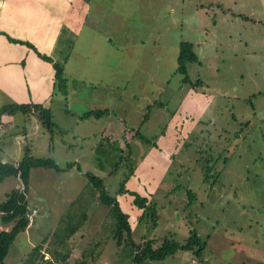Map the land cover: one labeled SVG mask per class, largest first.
<instances>
[{"label": "rangeland", "instance_id": "obj_1", "mask_svg": "<svg viewBox=\"0 0 264 264\" xmlns=\"http://www.w3.org/2000/svg\"><path fill=\"white\" fill-rule=\"evenodd\" d=\"M12 1L6 13L23 5L35 16L48 12L40 0ZM68 2L49 52L63 68L67 95L55 82L52 99L40 102L64 133L51 138L32 112L0 123V161L17 163L28 147L61 168H32L28 185L12 176L0 181V201L17 190L33 214L4 264H23L42 239L45 257L55 246L62 251L52 234L69 226L77 230L67 240L68 264H80L82 252L87 264H132L131 241L183 243L195 232L205 241L198 259L178 248L151 264H264V0ZM181 42L198 57L187 83L175 71ZM3 74L0 106L34 102L35 84L4 83ZM193 92L206 103L187 106ZM91 110L106 112L84 118ZM162 137L165 150H157L152 144L160 147ZM91 174L129 219L133 191L157 217L132 223L130 241L123 232L117 244L111 206Z\"/></svg>", "mask_w": 264, "mask_h": 264}, {"label": "trees", "instance_id": "obj_2", "mask_svg": "<svg viewBox=\"0 0 264 264\" xmlns=\"http://www.w3.org/2000/svg\"><path fill=\"white\" fill-rule=\"evenodd\" d=\"M2 33V32H1ZM8 40L15 43L25 44L27 47L33 49L36 54L43 60L49 61L54 68V84L58 83V90L63 95H67V78L63 74V68L60 66L59 62L54 61L51 57L38 53L35 50L34 46L26 41L18 40L12 37L7 36ZM198 61L197 54L193 48V44L190 42H181L178 46V54L176 59V69L175 71L182 75V82H190L187 66L190 63H195ZM193 83V82H192ZM198 83V81H197ZM196 83V85H197ZM193 88V87H192ZM32 109V110H31ZM15 112H21L24 114L31 113L37 116L41 126L48 131L50 137L52 138L54 133H64L63 129L58 125L54 124L53 116L49 107L44 106L42 103H30L27 104H5L0 106V123L4 115L13 114ZM104 110H91L84 114V118L89 117V113L92 116L98 117ZM147 115H145L146 118ZM138 134V131L136 132ZM50 138V139H51ZM141 139L145 140L140 136ZM153 147H157L155 143L152 144ZM34 167H49L53 168L55 171H60L61 168L55 163L51 158H40L34 157L29 154V148L26 147L23 158L17 163H9L0 161V181L5 177H18L24 185H28L30 171ZM90 179L93 182V185L96 188H99L101 194L99 198L104 204L111 206V212L115 219L114 225L112 227L113 234L112 236L116 240L117 244L122 242V234L125 232V239L129 242L131 239V224L134 222L140 221L143 217H153L156 218V209L154 206H145V200L141 201L138 199L140 196L132 192L131 195L134 196L133 202L135 208L132 212V219L128 218V214L123 212L118 205V201L115 197L109 196L104 188L102 179L95 176L94 174L90 175ZM124 190L123 186L120 188V192ZM9 193L8 199L0 201V224L7 225L12 224L8 230H0V264H4V258L7 256L10 246L15 240L18 233L25 231L29 225L30 214L29 207L27 202L24 201L23 195L19 192ZM127 190H125L126 192ZM130 194V193H129ZM33 209V208H32ZM155 220V219H154ZM156 224V220L153 223ZM77 227L69 226L65 231H55L52 234V239L55 245L62 248L63 250H56V246L50 251V256L45 257L43 250V244L45 239H42L35 246L32 247L31 251L26 256L23 264H56L61 262V264H68L69 256L71 255V248L67 244L69 236L75 233ZM154 239L145 240L139 244H135L131 241V246L129 247V253L127 254L130 257L132 264H151L152 261H162L166 257L173 255L174 252L180 248L184 250L192 251L194 256L198 259L202 250L204 251L205 241H202L197 233H192L186 241L179 243L174 239L163 237L161 242L155 245ZM86 252H82L80 264H87ZM202 259V255L201 258ZM91 261H94V258H91ZM194 262V261H193Z\"/></svg>", "mask_w": 264, "mask_h": 264}, {"label": "crops", "instance_id": "obj_3", "mask_svg": "<svg viewBox=\"0 0 264 264\" xmlns=\"http://www.w3.org/2000/svg\"><path fill=\"white\" fill-rule=\"evenodd\" d=\"M6 4L14 5V2L12 0H0V70L4 73L1 78L4 83L10 79L18 87L21 84L20 80H26V82L28 80L29 84H35V97L32 103H43L49 97L52 99L50 95H53L54 91V68L52 64L40 58L33 49L25 44L9 41L7 36L29 42L36 48L35 50L44 52L43 54L49 56V52L57 42V36L62 25L60 24L58 27L57 20L63 21L62 10L68 8L70 2L67 3V0H40L39 6L43 4V9L48 12L38 13L36 16L35 12L24 10L25 5L22 9L17 6L18 13L15 11L6 13ZM22 12H27V16ZM49 13L51 14L50 19L45 20L44 18L48 17ZM53 15H57L58 19L57 17L55 19ZM35 18V22L26 21ZM51 31L53 32L49 33ZM61 96L63 95L61 94ZM202 97L205 100L204 95L193 92V96H188L187 106L198 104L201 107L206 103L200 99ZM187 110L190 111V109ZM158 143L161 144L159 149L165 150L163 137ZM127 204L129 205L128 202Z\"/></svg>", "mask_w": 264, "mask_h": 264}, {"label": "built area", "instance_id": "obj_4", "mask_svg": "<svg viewBox=\"0 0 264 264\" xmlns=\"http://www.w3.org/2000/svg\"><path fill=\"white\" fill-rule=\"evenodd\" d=\"M35 212H36L35 209H33L32 213H35ZM56 264H61V263H56Z\"/></svg>", "mask_w": 264, "mask_h": 264}, {"label": "clouds", "instance_id": "obj_5", "mask_svg": "<svg viewBox=\"0 0 264 264\" xmlns=\"http://www.w3.org/2000/svg\"><path fill=\"white\" fill-rule=\"evenodd\" d=\"M37 212V211H36ZM36 212L34 214H36ZM33 215V214H32ZM32 215L29 217V219H31ZM48 257V256H47Z\"/></svg>", "mask_w": 264, "mask_h": 264}]
</instances>
